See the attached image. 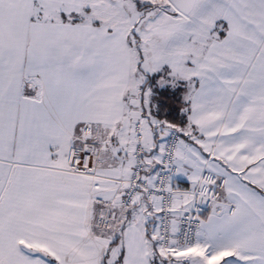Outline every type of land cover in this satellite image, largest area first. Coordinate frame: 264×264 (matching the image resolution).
I'll list each match as a JSON object with an SVG mask.
<instances>
[{"label":"snow or ice","instance_id":"obj_1","mask_svg":"<svg viewBox=\"0 0 264 264\" xmlns=\"http://www.w3.org/2000/svg\"><path fill=\"white\" fill-rule=\"evenodd\" d=\"M0 264H264V0H0Z\"/></svg>","mask_w":264,"mask_h":264}]
</instances>
